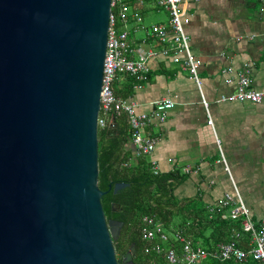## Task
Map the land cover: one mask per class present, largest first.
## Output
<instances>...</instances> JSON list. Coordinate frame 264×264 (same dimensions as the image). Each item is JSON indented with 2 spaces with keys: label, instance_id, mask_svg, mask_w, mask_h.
<instances>
[{
  "label": "water",
  "instance_id": "water-1",
  "mask_svg": "<svg viewBox=\"0 0 264 264\" xmlns=\"http://www.w3.org/2000/svg\"><path fill=\"white\" fill-rule=\"evenodd\" d=\"M110 12V0H0V264H120L121 224L98 188Z\"/></svg>",
  "mask_w": 264,
  "mask_h": 264
},
{
  "label": "crops",
  "instance_id": "crops-1",
  "mask_svg": "<svg viewBox=\"0 0 264 264\" xmlns=\"http://www.w3.org/2000/svg\"><path fill=\"white\" fill-rule=\"evenodd\" d=\"M142 1L136 9L145 26L153 25L145 19L154 12L165 15H157L161 22L156 24L167 25L166 11L151 1ZM183 9L190 48L200 62L201 93L180 64L161 56L148 62L150 73L139 88L135 87L136 79L121 75L114 82V93L135 104L139 114H149L152 104L160 99L174 103L166 122L145 128L143 134L158 140L148 158L159 172L178 169L185 175L175 191L178 198L198 197L209 208L220 207L226 194L234 195L226 164L241 199L258 222L264 218V100L251 104L218 103V99L235 92L237 74L244 71L246 63L251 65L248 76L252 88L264 91V0H183ZM135 27L134 23L127 27L133 46L145 38V33ZM144 47L159 51L164 45L147 39ZM228 68L234 74L227 75L224 70ZM227 79L232 81L227 83ZM201 95L209 105L212 126L207 124L209 115ZM116 125L130 131L125 114L119 116ZM124 149L133 155L130 139Z\"/></svg>",
  "mask_w": 264,
  "mask_h": 264
},
{
  "label": "built area",
  "instance_id": "built-area-1",
  "mask_svg": "<svg viewBox=\"0 0 264 264\" xmlns=\"http://www.w3.org/2000/svg\"><path fill=\"white\" fill-rule=\"evenodd\" d=\"M154 6L166 11L169 15L167 25L153 24L145 26L143 17L136 7L143 4L140 0L133 9L128 0H110V16L107 30L106 51L104 56L102 84L100 91L98 129H103L112 121V117L125 114L130 130V141L134 148V156L149 157L155 150L158 142L154 136H146L143 130L151 126H162L168 117L169 111L174 107L170 100L160 99L152 105L149 114L136 113V105L127 103L117 97L113 85L118 76L128 75L138 82L146 81L150 73L148 62L163 57L174 64H180L181 68L189 74V78L195 83L201 93V81L199 78L200 62L196 60L190 48V38L186 33V12L183 9V0H148ZM134 23L136 29L145 33V38L137 46H133L130 38L128 24ZM124 28V29H123ZM155 40L164 47L156 51L155 48L144 47L146 40ZM251 65L244 64V71L237 74L236 90L233 94L221 96L218 103H251L259 104L264 100V91L252 88L248 76V68ZM227 75L234 74L232 68L224 70ZM232 80L227 79V83ZM201 103L209 115L208 103L201 95ZM207 124L212 126V119L208 116ZM220 148L219 140L216 139ZM222 162L225 164L224 158ZM154 173L158 168L152 163ZM234 188V195L226 194L220 201L221 208H228L227 217L231 220L240 219V230L232 233L231 240L221 244L215 251L208 252L199 246H194L189 238L181 234L168 233L153 218L142 219V239L150 246L149 249L156 255L163 256L167 264H208V259L213 258L221 263L234 262L244 264L252 260L257 264H264V218L257 226L251 219L249 208L244 204L234 184V180L225 164ZM224 217H226L224 215ZM250 234V239L242 240L243 235ZM241 245L245 247H240ZM166 245V246H165Z\"/></svg>",
  "mask_w": 264,
  "mask_h": 264
},
{
  "label": "trees",
  "instance_id": "trees-1",
  "mask_svg": "<svg viewBox=\"0 0 264 264\" xmlns=\"http://www.w3.org/2000/svg\"><path fill=\"white\" fill-rule=\"evenodd\" d=\"M136 3L128 0L133 9ZM118 118L112 120L117 124ZM106 128L98 129V188L103 192L101 204L106 220L121 224L119 236L113 241L120 264L132 246L135 253L131 264H167L141 237L144 217L153 218L166 232H177L208 252L230 241L232 233L240 230V219H229L228 208H209L198 197L178 198L175 191L186 178L178 169L154 173L147 156L137 158L134 152L131 155L125 151L130 131L118 126L115 137L109 138ZM117 184L126 186L114 192ZM254 223L258 226L260 221ZM244 239L249 240L250 234L243 235ZM207 262L221 264L212 258ZM244 264L256 263L248 260Z\"/></svg>",
  "mask_w": 264,
  "mask_h": 264
},
{
  "label": "rangeland",
  "instance_id": "rangeland-1",
  "mask_svg": "<svg viewBox=\"0 0 264 264\" xmlns=\"http://www.w3.org/2000/svg\"><path fill=\"white\" fill-rule=\"evenodd\" d=\"M161 11H163V10H161ZM157 15L165 16L163 12H158V13L154 12L153 14L146 16V19H145L146 23L150 25V24H156L157 22H161V20L159 21V20L157 19V18H158ZM119 229H120V228H119ZM115 230H116V228H115ZM113 231H114V230H113ZM115 232H116V231H114V233H115ZM118 236H119V235H116L115 237H118Z\"/></svg>",
  "mask_w": 264,
  "mask_h": 264
}]
</instances>
